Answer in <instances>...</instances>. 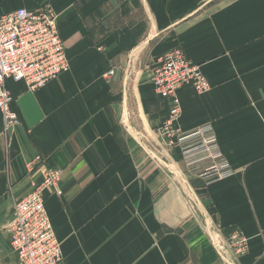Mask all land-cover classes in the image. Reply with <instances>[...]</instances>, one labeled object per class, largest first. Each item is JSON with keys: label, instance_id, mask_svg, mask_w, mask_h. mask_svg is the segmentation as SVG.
Returning <instances> with one entry per match:
<instances>
[{"label": "crops", "instance_id": "crops-1", "mask_svg": "<svg viewBox=\"0 0 264 264\" xmlns=\"http://www.w3.org/2000/svg\"><path fill=\"white\" fill-rule=\"evenodd\" d=\"M42 6L71 68L37 90L8 81L21 121L0 111V264H18L9 223L43 181L37 156L64 169V194L45 193L59 264H264V0H0V15ZM176 47L211 84L179 90L177 134L212 124L229 176L188 171L159 133L171 102L152 68Z\"/></svg>", "mask_w": 264, "mask_h": 264}, {"label": "built area", "instance_id": "built-area-1", "mask_svg": "<svg viewBox=\"0 0 264 264\" xmlns=\"http://www.w3.org/2000/svg\"><path fill=\"white\" fill-rule=\"evenodd\" d=\"M70 68L58 14L50 6L34 10L20 7L0 15V111L6 127L21 121L12 108L15 97L8 87L9 80H23L30 90H37ZM152 69L156 94L171 102L169 116L159 128L160 135L166 136L170 146L179 148L188 171L208 180L231 175V164L221 152L212 124L182 134H177L175 128L182 114L179 90L192 86L204 93L211 88L200 66L181 47H176L160 55ZM41 162L42 158L37 156L27 163L30 170L43 166V181L34 183L33 190L15 204L9 223L11 247L18 264H59L63 259L62 241L46 208L45 193L51 190L59 196L64 194V169ZM229 236L236 252L247 250L248 238L241 230L233 229Z\"/></svg>", "mask_w": 264, "mask_h": 264}, {"label": "rangeland", "instance_id": "rangeland-1", "mask_svg": "<svg viewBox=\"0 0 264 264\" xmlns=\"http://www.w3.org/2000/svg\"><path fill=\"white\" fill-rule=\"evenodd\" d=\"M238 253V252H237Z\"/></svg>", "mask_w": 264, "mask_h": 264}]
</instances>
